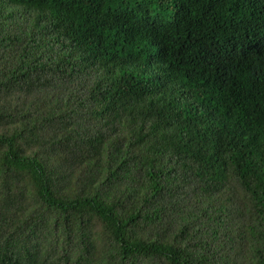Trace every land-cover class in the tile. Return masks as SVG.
<instances>
[{"label":"trees","instance_id":"obj_1","mask_svg":"<svg viewBox=\"0 0 264 264\" xmlns=\"http://www.w3.org/2000/svg\"><path fill=\"white\" fill-rule=\"evenodd\" d=\"M0 264H264V0H0Z\"/></svg>","mask_w":264,"mask_h":264}]
</instances>
